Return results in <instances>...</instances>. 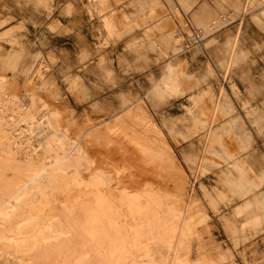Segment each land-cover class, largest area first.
Listing matches in <instances>:
<instances>
[{"label":"rangeland","instance_id":"1","mask_svg":"<svg viewBox=\"0 0 264 264\" xmlns=\"http://www.w3.org/2000/svg\"><path fill=\"white\" fill-rule=\"evenodd\" d=\"M0 204V264H264V0H0Z\"/></svg>","mask_w":264,"mask_h":264},{"label":"bare ground","instance_id":"2","mask_svg":"<svg viewBox=\"0 0 264 264\" xmlns=\"http://www.w3.org/2000/svg\"><path fill=\"white\" fill-rule=\"evenodd\" d=\"M106 143V142H105ZM119 150V149H118ZM142 150V149H141ZM145 150V149H143ZM75 152V150H74ZM114 152V151H113ZM78 159V158H77ZM82 160V159H81ZM73 162V161H72ZM83 163V161H82ZM60 164V163H59ZM84 164V163H83ZM59 168V167H58ZM61 172V169H60ZM56 175V173H55ZM58 175V174H57ZM41 176V175H39ZM45 177V176H44ZM56 177V176H55ZM29 178V177H28ZM58 179V178H57ZM109 181L104 175H97L93 182L98 186L99 191H97V194H95L93 200H94V206H93V210H91V212H98V215L103 219L104 222H109V223H115V220L117 219L118 216V212H119V208H118V200H116L113 194H110V190H109ZM41 190V189H40ZM22 192L21 188H19L18 190L16 189V191L14 192V194L18 193L17 196H11L12 200L16 201V203H20L23 202V198H20V193ZM25 193V192H24ZM92 199V198H91ZM31 200V199H30ZM7 201V200H6ZM11 201V200H10ZM12 202V201H11ZM16 204V205H17ZM24 204V202H23ZM21 205V209L22 211H26V206L25 205ZM32 204V203H31ZM12 205V204H11ZM7 207L10 208L9 203H7ZM2 208V204H0V209ZM128 209V208H127ZM18 210V211H19ZM10 211V210H9ZM130 211V210H129ZM15 212V210H14ZM89 212V211H88ZM7 213V212H6ZM1 214V213H0ZM14 214V213H11ZM69 215V214H68ZM95 215V214H94ZM97 215V214H96ZM5 216V220H11V223L14 221V215H10L11 217H8V214H1V217ZM93 216V214H92ZM8 217V218H7ZM27 217V216H26ZM91 217V216H90ZM132 217V216H131ZM25 219V218H24ZM92 219V218H91ZM98 219V218H97ZM26 220V219H25ZM30 220V219H29ZM33 220V219H32ZM24 221V220H23ZM37 221V220H36ZM3 222V221H2ZM0 222V223H2ZM38 222V221H37ZM96 222V221H95ZM4 224V223H3ZM14 224V223H13ZM15 225V224H14ZM94 225V224H93ZM11 226V225H8ZM44 226V225H43ZM23 227V226H22ZM33 227V226H32ZM36 227V226H35ZM99 227V226H98ZM28 228V227H26ZM91 228V227H90ZM12 229V228H11ZM17 230L19 228H16ZM31 229V228H30ZM37 229V228H36ZM93 229V228H92ZM22 231V230H21ZM26 231V229L24 230ZM92 231V230H91ZM90 231V232H91ZM94 232V231H93ZM17 233V232H16ZM27 233V232H25ZM36 233V232H35ZM95 233V232H94ZM99 233V232H98ZM97 233V234H98ZM120 233V232H119ZM19 234V233H17ZM31 234V233H30ZM21 235V234H20ZM35 235V234H34ZM68 235V234H67ZM96 235V234H95ZM128 235V234H127ZM22 236V235H21ZM54 236V235H53ZM58 236V235H56ZM91 236V235H90ZM93 236V235H92ZM27 237V236H26ZM31 237V236H30ZM3 238V237H2ZM11 238V237H10ZM22 238V237H21ZM28 238V237H27ZM36 238V237H35ZM40 238V237H39ZM26 239V238H25ZM38 239V238H37ZM36 239V240H37ZM13 240V239H12ZM34 240V241H36ZM6 241V240H5ZM10 241V240H9ZM32 241V239H31ZM12 242V241H11ZM14 242V241H13ZM42 242V241H41ZM2 243V242H1ZM20 243V242H19ZM18 244V243H17ZM16 244V245H17ZM28 244V243H27ZM138 245V244H137ZM23 247V244H22ZM16 248V247H15ZM154 248V247H153ZM6 249V248H5ZM30 250V249H29ZM35 250V249H34ZM126 251V250H125ZM117 252V251H116ZM61 255V254H60ZM125 255V254H124ZM123 255V256H124ZM127 255V254H126ZM43 262V261H42ZM57 262V260H56ZM120 262V261H119ZM49 263V262H48ZM52 264V263H49Z\"/></svg>","mask_w":264,"mask_h":264}]
</instances>
